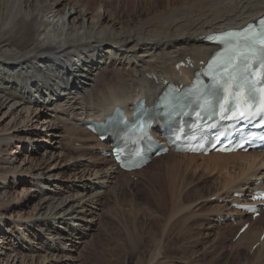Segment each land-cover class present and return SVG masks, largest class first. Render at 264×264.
Returning a JSON list of instances; mask_svg holds the SVG:
<instances>
[{"label": "bare ground", "instance_id": "6f19581e", "mask_svg": "<svg viewBox=\"0 0 264 264\" xmlns=\"http://www.w3.org/2000/svg\"><path fill=\"white\" fill-rule=\"evenodd\" d=\"M120 1L0 0V264H78L91 236L88 227L92 230L100 222L105 196L112 192L118 204L117 196L135 195L137 185L113 160L101 157L100 150L108 144L100 143L87 123L104 122L116 106L130 111L141 98L154 105L166 82L189 83L198 63L216 49L205 42L208 35L241 28L264 15V0H167L164 6L151 4L145 18L132 22L136 8L126 15ZM207 5L213 10L205 9ZM187 58L194 61V69L176 72L175 66ZM107 76L114 79L107 81ZM23 115L32 116L34 123L16 129ZM8 118L4 130L1 125ZM181 158L188 163L180 169L183 173L178 168ZM198 159L202 162L195 165ZM157 160L177 172L184 184L181 189L171 186L181 198L182 216L176 224L191 227L193 219L209 218L200 224L198 245L209 244L210 237L215 242L227 237L220 225L233 216L236 224L225 225L236 233L251 222L232 245L234 257L260 240L264 215L251 221L228 203L239 201L233 194L264 189V184L255 186V181L264 182V154L169 153L138 174L150 173ZM203 168L206 174L200 172ZM191 172L206 181L210 177L214 184L207 181L208 187L187 189L196 181ZM214 199L223 204L215 206ZM158 237L151 232L147 243L158 252L149 262L140 256V264L173 261L168 262L169 248ZM251 255L246 264H264V241ZM208 256L209 251H201L184 263L218 264V258L210 261Z\"/></svg>", "mask_w": 264, "mask_h": 264}, {"label": "rangeland", "instance_id": "374dc122", "mask_svg": "<svg viewBox=\"0 0 264 264\" xmlns=\"http://www.w3.org/2000/svg\"><path fill=\"white\" fill-rule=\"evenodd\" d=\"M166 1L167 0H128V1L121 0L120 1V8H121L120 11L122 12V10L125 9V14L128 15L130 11L136 8L137 10L136 15L133 17L132 22L133 21L137 22L139 16L145 18L149 14L148 12L150 10L149 7L151 4H154L155 2H157L158 4H161L164 6ZM218 2L222 3V0H218ZM205 9L213 10L210 7L208 8V5L205 7ZM117 15L119 18L122 17V19L125 22L128 21L127 16L123 17L120 14H117ZM112 79H114L113 76H107V81H111ZM32 107L33 109L37 108L34 106ZM19 109H21L20 112H22L23 114L24 111L22 110V108H19ZM43 109L44 108L42 107L41 108L39 107V109L37 108L39 112L43 111ZM21 119H23L24 122H22L23 120ZM8 120H10V118L5 120V122L1 125V128L4 129L7 127ZM16 123H18V126L16 129H21L23 128L24 125L26 126L28 123H30L28 125L33 124L34 121H33L32 116L28 118L27 116L23 115L20 118V120H17L15 122V124ZM13 127H16V126L13 125L11 127V130L14 129ZM78 144L79 143H75L76 148L79 147ZM65 149L69 155H73V152L71 150H69L67 147ZM12 151H13V146L10 145L8 147L9 154H11ZM97 160L100 161V158H98ZM180 160L181 162L179 163V166H178L179 171L181 168H186L188 164L186 159L181 158ZM201 162L202 161L198 159V162L194 164L198 165ZM166 164L167 162L164 163V165ZM170 168H171V171H173L172 166H170ZM228 170H231L230 175H229V178H231V176H234V172L232 169H228ZM188 171L190 172V168L188 169ZM180 172L183 173L182 171ZM200 172L206 174L207 173L206 168L201 169ZM137 175L139 178L131 177V179L137 183L136 188H135L136 189L135 195H132L129 192H125L124 194L120 193L117 196L118 204H116L115 203L116 201L113 200L115 195L112 192H111L112 194L111 195L110 192L108 191L109 194H107L108 196L106 195L107 197L105 196L103 200V204L101 206L102 216H101L100 222L99 224H97V227H93L92 230L90 228H89L90 230L88 229V233H90L91 236L86 246L81 252L80 261L78 262V264H140L141 262V259H139L140 256H143V257L145 256V259L148 260L149 262L151 259L150 257L154 256V252L157 250L156 245L153 247L152 244L147 243V241L151 240L150 236H151L152 231H154L155 234H158L160 237V238L158 237L159 240L160 239H161L160 241L164 240L163 242H165V244L168 246L169 248L168 262H170L169 260L171 259L173 260L172 262H170V264H187V262L184 263V261H186L187 259H195L196 255L197 254L199 255L201 251H209L210 256H208L209 257L208 260L213 261L214 259L218 258L219 259L218 264H226L228 261L234 262L233 264H236L238 262H242V264L247 263V259L250 256V253L248 250L249 247L248 249L245 248L241 250L240 253L237 255L238 258L236 256L234 257V254H233L234 250H232V244L235 243L234 241L235 230L232 231L230 228H221L220 231L222 232L226 231L227 237H224L223 239H221L220 242H215L213 241L215 238L210 237V239L209 238L206 239L209 242V244L207 243L208 244V247H207L206 243H205L206 245L204 246L198 245L200 244L199 241H201V237H200L201 235L199 234L200 233L199 229L202 226L200 224L205 223L203 225H206L208 223L209 218L206 220H204V217L203 219L202 218L201 219L199 218L196 220L193 219V223L191 224V227H188V226L179 227V225L176 224V222L182 216V208L178 207L180 206V204L178 205V200H180L181 198L177 197L179 196L178 191H175V192L171 191L172 190L171 186L173 187L177 186V187H180L181 189L182 186L184 185V184H181V182L179 181L180 175L177 172L175 173L170 172L168 167L166 168L164 166H160V163L157 160L156 163L150 167V173L143 174V177L140 176L139 174ZM190 176L191 177L194 176V181L196 180L195 183L193 184L190 183V185L186 186L187 189L191 187L190 188L191 191L203 189L204 187H208L209 184L211 185L214 184L213 183L214 180L210 179V177L208 176H207V181L209 182V184H207V181L203 180L199 174L195 175L192 173L190 174ZM213 176L211 177L213 178ZM24 178L26 177L24 176ZM197 178H198V181H197ZM172 181H176L177 183L172 182ZM19 187L22 188L23 185H20ZM219 190H221V187H219ZM188 192L189 191L186 190L185 194H187ZM183 194H182V197H183ZM174 195L177 198L174 197ZM131 196H134L133 199L136 201V203L132 201ZM107 199L109 200L107 201ZM216 203L220 204L218 202ZM216 203L214 204L215 206L217 205ZM131 208H134L133 211H131L132 210ZM185 230L187 232L189 230V232H192V234L191 233L185 234L184 233ZM230 230L232 232H230ZM136 237L138 238V240ZM192 243L194 245H191ZM205 246L207 248H205ZM192 250L194 252H192ZM157 252L158 251H156V254ZM158 264H161V261Z\"/></svg>", "mask_w": 264, "mask_h": 264}, {"label": "snow or ice", "instance_id": "6c2138e0", "mask_svg": "<svg viewBox=\"0 0 264 264\" xmlns=\"http://www.w3.org/2000/svg\"><path fill=\"white\" fill-rule=\"evenodd\" d=\"M225 40L229 44L223 61L227 75L230 78L243 77L250 83L254 79L255 68L264 66V20L259 22L258 27L249 26L240 32L225 34ZM257 55L258 64L253 60ZM241 95L244 99L242 104L237 106L238 108H248L259 116H264V83L259 86V94L255 88H246L241 90Z\"/></svg>", "mask_w": 264, "mask_h": 264}]
</instances>
